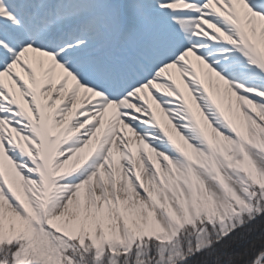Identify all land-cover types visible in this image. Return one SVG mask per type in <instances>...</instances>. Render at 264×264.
I'll return each instance as SVG.
<instances>
[{"label":"snow or ice","instance_id":"obj_1","mask_svg":"<svg viewBox=\"0 0 264 264\" xmlns=\"http://www.w3.org/2000/svg\"><path fill=\"white\" fill-rule=\"evenodd\" d=\"M0 264H264V0H0Z\"/></svg>","mask_w":264,"mask_h":264}]
</instances>
